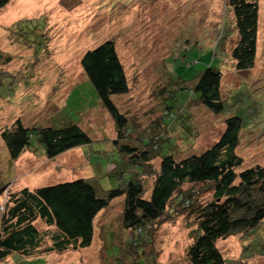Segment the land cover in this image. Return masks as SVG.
Here are the masks:
<instances>
[{"label":"rangeland","instance_id":"1","mask_svg":"<svg viewBox=\"0 0 264 264\" xmlns=\"http://www.w3.org/2000/svg\"><path fill=\"white\" fill-rule=\"evenodd\" d=\"M257 7L254 65L238 72L230 56L237 31L226 0H11L0 10V52L11 57L0 67V133L17 119L26 127L70 122L91 142L53 159L36 147L11 161L0 138V188L6 189L0 217L9 193L22 188L84 179L103 198L123 183L110 170L121 155L113 144L114 123L80 66L82 55L106 40L113 41L128 81V94L111 97L131 130L125 143L141 145L158 136V146H169L176 159L198 155L218 140L226 118L238 116L244 127L236 154L243 168L264 166V0ZM207 66L221 73L219 115L196 103L191 92ZM170 110L178 111L177 124L164 122ZM151 182L144 180L145 196ZM199 199L208 202L212 194ZM124 200H113L96 217L88 248L39 255L45 262L37 264H189L195 216L153 223V241L133 256L127 247L131 232L121 225ZM34 226L45 235L42 251L54 230L39 221ZM215 245L227 264H264V222L253 233L238 232ZM33 258L10 256L0 264Z\"/></svg>","mask_w":264,"mask_h":264},{"label":"trees","instance_id":"2","mask_svg":"<svg viewBox=\"0 0 264 264\" xmlns=\"http://www.w3.org/2000/svg\"><path fill=\"white\" fill-rule=\"evenodd\" d=\"M10 1L0 0V10ZM226 2L237 31V42L230 56L235 70L245 72L253 67L256 56L257 0ZM10 60V56L0 52V67ZM80 66L114 123L116 140L113 144L121 155L110 170L123 183L107 191L103 198L97 197L94 187L84 179L9 193L0 217V261L10 256L18 260L36 256L28 263H44L39 255L88 248L93 240L96 217L113 200L123 196L121 225L131 232L127 247L130 250L132 246L133 256L140 255L139 246L153 241V223H168L177 216L188 215L195 216L196 226L186 253L189 264H227L215 242L238 232L253 233L264 222V166L243 168V160L236 154L239 134L244 127L242 119L226 118L218 140L198 155L176 159L169 146H158V136L131 146L125 143L131 132L127 119L111 100L112 96H125L129 92L113 41L106 40L87 50L80 59ZM177 79L185 85L184 80ZM220 83L221 73L207 66L197 76L191 90L197 96L196 103L215 115L224 110ZM184 105L181 103L180 107ZM177 112L165 111L164 122L176 123L175 119L180 116ZM62 125L26 127L17 119L11 129L0 133V138L11 161L36 147L41 148L48 159H53L90 144V138L77 124ZM156 159H159L158 167L154 168L152 162ZM124 173H129L127 180H123ZM147 178L152 182L147 188L151 189L150 194L145 196ZM184 185L189 187L184 189ZM5 190L0 188V196ZM207 193L212 194V199L202 203L199 197ZM36 221L54 230L50 245L42 251L45 235L34 226Z\"/></svg>","mask_w":264,"mask_h":264}]
</instances>
